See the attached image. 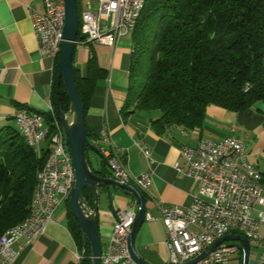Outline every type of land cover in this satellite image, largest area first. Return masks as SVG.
<instances>
[{
  "label": "crops",
  "instance_id": "obj_1",
  "mask_svg": "<svg viewBox=\"0 0 264 264\" xmlns=\"http://www.w3.org/2000/svg\"><path fill=\"white\" fill-rule=\"evenodd\" d=\"M83 1L80 3L84 4ZM95 4L96 0L90 3L92 7ZM28 8L42 12L43 2L0 0V127L14 125L13 115L18 108L47 114L51 104L57 75L55 60L39 53ZM132 50L131 31L123 32L112 46L78 39L72 64L83 73L88 59L93 56L105 72L95 83L84 115L88 139L97 149V153L91 150L94 156L89 162L96 171L105 167L112 177L99 149H114L122 152L124 166L131 177L151 171L150 185L142 191L145 213L151 218L146 217L141 224L134 246L136 253L150 264H165L168 250L159 205L187 207L197 189L192 178L179 174L174 168L178 164L185 169L179 148L193 146L200 139L219 140L232 134L243 141L248 161L264 173V105L257 103L245 111L233 112L209 104L201 125L192 129L160 126L154 122L160 116L157 110L123 115ZM231 126L233 131L229 130ZM102 127L108 133V143L101 140ZM139 146L149 149L151 165ZM109 190L111 199L104 191H98L97 223L102 250L109 241L114 212L132 209L135 201L134 196L121 193L115 187ZM15 248L18 252L11 264H78L76 254L79 251L69 230L67 203L57 206L41 235L32 241L21 237ZM248 264L257 263L248 260Z\"/></svg>",
  "mask_w": 264,
  "mask_h": 264
},
{
  "label": "trees",
  "instance_id": "obj_2",
  "mask_svg": "<svg viewBox=\"0 0 264 264\" xmlns=\"http://www.w3.org/2000/svg\"><path fill=\"white\" fill-rule=\"evenodd\" d=\"M77 5L80 10V0ZM131 39L123 115L157 110L154 122L160 126L192 129L201 125L209 104L233 112L264 105V0H147ZM54 69L57 73V59ZM73 73L85 115L105 72L91 56L83 73L75 67ZM56 96L67 112L69 99L62 84L56 95L55 82L51 105L58 118ZM49 154V142L37 153L14 125L0 127V236L27 216L36 172ZM84 197L92 202L89 188ZM67 216L81 255L78 264H90L89 243L68 206Z\"/></svg>",
  "mask_w": 264,
  "mask_h": 264
},
{
  "label": "built area",
  "instance_id": "obj_3",
  "mask_svg": "<svg viewBox=\"0 0 264 264\" xmlns=\"http://www.w3.org/2000/svg\"><path fill=\"white\" fill-rule=\"evenodd\" d=\"M43 11L27 9L32 32L36 37L41 55L57 59L62 29L64 26L63 0H42ZM138 0H96L91 9L80 8L78 32L83 42L112 46L117 38L126 32L129 19ZM78 42V39H77ZM51 114V104L48 107ZM52 115V114H51ZM15 125L26 129L28 138L39 148L47 128L43 122L29 117L25 112H15ZM230 131L234 128L231 126ZM101 140L109 142L104 127L100 129ZM140 152L151 165L150 151L139 146ZM112 177L120 182H130L141 191L150 185V173L146 170L131 177L126 170L122 152L100 148ZM179 156L185 169L178 164L174 168L179 174L192 178L196 194L192 195L189 206H159L160 220L166 233L168 257L165 264H184L192 260L217 238L229 234L226 224L244 227V236L249 246L260 249L257 264H264V189L255 184L245 183L249 169H257L247 158L242 140L226 135L219 140L200 139L195 145H182ZM259 171V170H258ZM74 171L63 128L56 142L50 147L49 169L45 181L40 183L37 211L31 219L6 242L0 244V264H11L17 256L15 244L19 238L32 241L44 232L52 220L57 206L66 202L74 184ZM136 202L132 209L116 210L112 230L106 249L100 255V264H137L128 249V237L136 213ZM187 211H196L198 220L187 218ZM151 218L145 213V218ZM80 260V253L76 254ZM241 245L239 242L223 241L193 264H240Z\"/></svg>",
  "mask_w": 264,
  "mask_h": 264
},
{
  "label": "water",
  "instance_id": "obj_4",
  "mask_svg": "<svg viewBox=\"0 0 264 264\" xmlns=\"http://www.w3.org/2000/svg\"><path fill=\"white\" fill-rule=\"evenodd\" d=\"M63 2L64 26L57 57L56 95L59 85L62 84L69 99V108L67 112H64L56 96V109L66 138L75 178L69 193L67 206L84 238L89 243L90 264H100L102 248L97 223L98 191H104L106 197L111 199L112 193L109 187L112 186L121 193L134 196L137 209L128 237V249L137 264H150L136 253L134 246L137 232L145 220V202L141 190L130 182H120L114 179L107 173L105 167L101 171L94 170L86 157L88 149L95 153H97V149L87 137L83 107L77 94L73 73L72 56L77 43L79 9L77 0H63ZM85 188H89L91 191V204L84 197ZM223 241L239 242L241 245L240 264H248L249 242L244 236L238 234H226L217 238L205 251L184 264L197 262Z\"/></svg>",
  "mask_w": 264,
  "mask_h": 264
},
{
  "label": "bare ground",
  "instance_id": "obj_5",
  "mask_svg": "<svg viewBox=\"0 0 264 264\" xmlns=\"http://www.w3.org/2000/svg\"><path fill=\"white\" fill-rule=\"evenodd\" d=\"M146 1L147 0H138L137 6L133 13V19H129L126 31H132L135 25V22L138 18V15L140 13V10L142 9ZM15 112H25L26 114L29 115V117L38 119L39 121L43 122L47 128V134L43 135V142H49L50 147L53 145V142H56V138L60 134L62 125L59 119L56 118V114H55V111L52 105H51L52 115L49 112L45 114V113H40L37 111L28 110L26 108L25 109L18 108ZM48 115L50 116L51 120L46 122V116ZM14 126L18 130V132L21 134V136L24 138L27 145L32 147L34 151L39 153V148L35 146V143L32 142L31 138H28V135L26 134V129H22V127L15 125V124ZM41 145L42 143L40 144V149H41ZM49 162H50V154L48 158L46 159L42 168L36 172L35 186H34L32 198L30 202V207H29V212L27 216L22 221L7 228L3 232V234L0 236V244H3L4 242H6L11 235L15 234L16 231H19L20 229H22L25 223H27L31 219L33 211H37L39 187H40V183L45 181L46 173L48 172V169H49ZM252 182L255 184V187L257 189H264V182L262 181V173L258 171V169H249L248 176H245V183H252ZM159 206H163V205H159ZM187 218H190V220H198V213H196V211H187ZM226 231L229 234H244V227L241 225L226 224Z\"/></svg>",
  "mask_w": 264,
  "mask_h": 264
},
{
  "label": "rangeland",
  "instance_id": "obj_6",
  "mask_svg": "<svg viewBox=\"0 0 264 264\" xmlns=\"http://www.w3.org/2000/svg\"><path fill=\"white\" fill-rule=\"evenodd\" d=\"M81 2V0H80ZM85 2L84 4L83 3H80V6L81 8H86V9H91L93 8L92 6L94 5H90L91 2H93V0H85L83 1ZM59 119V118H58ZM94 156L93 152L88 149L87 150V157H88V160H91V158ZM67 203V201L65 202ZM261 230H264V227L261 228ZM230 242H235V241H230ZM259 252H260V249L258 247H255V246H251L250 247V250H249V260L252 261V260H255L257 261L258 257H259Z\"/></svg>",
  "mask_w": 264,
  "mask_h": 264
}]
</instances>
